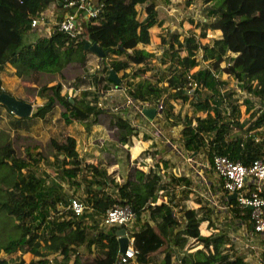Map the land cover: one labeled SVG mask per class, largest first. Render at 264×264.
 Here are the masks:
<instances>
[{"label":"trees","instance_id":"16d2710c","mask_svg":"<svg viewBox=\"0 0 264 264\" xmlns=\"http://www.w3.org/2000/svg\"><path fill=\"white\" fill-rule=\"evenodd\" d=\"M63 1L0 0V68L8 62L19 77L37 84L41 72L62 75L71 62L84 67L87 54L96 53L93 43L104 53L97 68H84L78 77L85 86L73 101L61 94L60 82L38 85L37 95L45 100L27 116L11 112L13 125L45 120L61 104L67 122L82 121L89 131L101 112L99 94L112 83L113 70L121 72L120 81L135 104L164 102L166 119L181 125V146L189 155L201 153L212 171L218 154L244 165L264 156V0H201L199 34L179 39V33H171L161 53L145 45L152 39L150 29L163 21L154 8L145 15L138 9L152 0H96L101 3L97 15L82 17L74 35L56 30L25 42L26 33L36 28L30 24L32 17ZM209 29L220 34L202 43ZM150 70L154 78L142 76ZM223 72L234 78L235 86L221 77ZM191 80L196 84L188 92ZM78 86L72 83L74 89ZM174 100L188 103L196 113L176 111ZM241 105L248 117H242ZM113 122L126 131L120 141L132 145L137 130L128 117L117 115ZM52 144L56 173L82 191L78 198L84 211L77 215L67 206L73 192L68 195L54 177L47 181L50 174L36 173L39 160H44L39 151L27 148L26 156H20L10 141L0 140V264H248L218 227L215 200L196 193L189 175L167 173L163 168L168 161L161 151H152L157 161L147 170L133 167L118 181L106 167L85 161L73 134L53 139ZM212 192L226 206L231 224L246 226L252 233L250 207L239 204L222 181ZM191 193L196 207L187 204ZM115 204H128L134 213V229L128 233L135 253L124 261L118 239L127 228L95 222V216L103 218ZM203 221L218 231L201 233ZM253 234L259 238L264 231ZM27 253L29 260L23 256Z\"/></svg>","mask_w":264,"mask_h":264},{"label":"rangeland","instance_id":"374dc122","mask_svg":"<svg viewBox=\"0 0 264 264\" xmlns=\"http://www.w3.org/2000/svg\"><path fill=\"white\" fill-rule=\"evenodd\" d=\"M139 6L138 9L141 15H145L147 9L154 8L158 18L163 21L162 28H151L154 34L151 45H148L149 50L152 49L161 53L163 46L166 44L165 41L171 33H179V39H182L184 35L199 34L198 22L202 18L200 11L202 7L201 0H152L140 8ZM52 7L62 8L52 3L46 7L47 13L52 12L54 9ZM64 10L62 8L61 13ZM45 33V28L40 25L26 33L25 42L32 41L38 36L45 35ZM219 34L220 31L209 29L207 36L201 38L200 41L202 43L207 42L211 37L218 36ZM182 53L183 51H181ZM99 56L101 55L98 53L89 52L84 67L78 62L68 63L62 69V75L59 73L41 72L37 84L29 82V78L27 77H19L15 73V68L7 62L0 68V94H8L26 101L32 100L33 111L36 105L41 104L45 100V98L37 95V86L60 82L62 84L61 94L73 101L74 96H78L85 86V84L80 83L81 79L78 77L82 76L84 68L87 71H93L97 68L100 61ZM205 64L203 63L202 65ZM150 73L151 70L146 71L142 76H150ZM120 75L121 72L118 73V77ZM150 77L154 78L153 76ZM221 77L229 82L231 86H235L234 78L227 73L223 72ZM111 82L113 83L114 81L111 80ZM72 83L78 84V88L74 89ZM112 83L107 88H102L99 94L98 101L101 104H98V108L101 109V112L95 116L96 121L89 131L87 126L84 128L82 121L73 120L67 122L63 115L65 108L61 104H57L55 111L47 116L45 120L33 119L22 122L20 126L13 125L14 118L10 110L0 105V140L7 139L10 141L20 156H26L27 148L32 151H39L44 160H39L40 162L35 169L36 173L40 176H44L46 173L50 174V178L47 181L54 177L68 195H71L73 192L76 197H81L83 195L82 191L79 188L75 189L64 176L57 175L56 173L57 166L54 164L53 139L62 140L64 134H73L77 139L78 150L85 161L87 163H99L101 166L106 167L107 171L112 173L118 181H122L132 171L133 167H141L147 170L149 165L157 161V157L151 151H159L161 147H165L169 153L162 154V156L168 161V166L163 169L167 173L189 175L195 184L196 193L199 191V193L208 199L215 200L214 202L217 203V209L219 210L216 222L218 227L221 228L220 230L224 229L229 234L236 250H240L243 253L242 255H246L250 264H261L262 252L264 251V236H261L262 238L251 237L248 239L246 236V233H248L246 226L235 227L231 224L230 218H228V215L224 211L225 209L216 199V196L213 195L212 190L207 188L206 181H208L211 175V168L205 166L206 163L203 157L191 156L181 146L178 137L181 125L171 124V121L166 119L165 114L162 112L154 120L155 125L148 122L136 107L132 104H125L127 85L125 86L121 81ZM244 97L255 100V97L249 96V94H245ZM173 103L176 111L180 110L187 115H194L196 113L188 103L181 104L176 100ZM116 105L122 106L117 110L114 108ZM256 105H259L257 101ZM241 109L244 111V105L241 106ZM198 113L202 114L203 112L200 111ZM117 115L128 117L131 124L138 131L136 135L132 136V147L128 143L120 141V137L126 134V131L117 127L116 123L113 122ZM242 117H248V113L243 112ZM156 128L161 130L159 136L154 134ZM170 141H173V143ZM149 151L151 154H149ZM188 157H191V160L188 161ZM193 197H195V194L191 193L190 198L187 200V204L190 206H196ZM1 217L3 219V212H1ZM2 219H0V227L3 225ZM95 219L97 225L101 226L103 224L101 216H95ZM5 225L9 226V224ZM131 228L132 226H128V229ZM5 229L7 228L5 227ZM123 229L125 232L126 228L123 227ZM200 229L203 234H208L210 231L206 226V222L201 224ZM253 236L256 237V234ZM23 256L26 260L32 258L29 253Z\"/></svg>","mask_w":264,"mask_h":264},{"label":"built area","instance_id":"2783aa9c","mask_svg":"<svg viewBox=\"0 0 264 264\" xmlns=\"http://www.w3.org/2000/svg\"><path fill=\"white\" fill-rule=\"evenodd\" d=\"M100 7L101 3H97L96 0H64L62 8L65 10L61 17L55 19L52 24L46 22V12L44 11L33 16L30 24L32 27L42 25L46 30L45 36H49L56 30L66 31L74 35L81 29L79 14L82 13V17L88 19L96 16ZM189 84L192 86L188 92L193 89L196 83L191 80ZM126 103L133 104L141 114H143V107L151 106L147 102L135 104L129 96L126 98ZM154 106L157 112L160 113L164 108V102L159 100ZM114 108L118 109L119 106L116 105ZM155 119V117L150 118V123L155 125ZM154 134L159 136L161 130L156 128ZM187 160H191V157H188ZM205 166L208 167V164H205ZM212 168L222 179L224 189L229 193H236L235 198L239 204L250 207L253 231H264V156L254 159L249 165H244L240 161H234L226 155L218 154L213 157ZM67 206L77 215H80L85 208V204L76 196L69 198ZM222 207L225 208L226 206L222 205ZM133 218L134 213L128 204H115L106 209L103 223L124 225L127 228L126 231H128V226H131ZM128 238V246L122 254V261L132 257L135 253L133 238L129 235Z\"/></svg>","mask_w":264,"mask_h":264},{"label":"water","instance_id":"95a60500","mask_svg":"<svg viewBox=\"0 0 264 264\" xmlns=\"http://www.w3.org/2000/svg\"><path fill=\"white\" fill-rule=\"evenodd\" d=\"M91 49L100 55L104 54L96 43H93L91 45ZM109 78L114 82L120 81V78L113 70L110 71ZM0 102H2L11 112L19 116H27L31 114L33 108L32 103L26 100H22L21 98H17L15 96H11L4 93L0 94ZM142 112L147 117L154 118V116L157 113V110L154 106H150V107H143ZM232 195L235 197L236 193H232ZM118 240H119V251L121 254H123L128 246L129 238L126 234H124L120 236Z\"/></svg>","mask_w":264,"mask_h":264},{"label":"crops","instance_id":"0c3cea01","mask_svg":"<svg viewBox=\"0 0 264 264\" xmlns=\"http://www.w3.org/2000/svg\"><path fill=\"white\" fill-rule=\"evenodd\" d=\"M141 6H139V8H140ZM54 7H52V9H53ZM61 9L62 8H54L53 10H52V12L51 13H47V9H44L43 11L44 12H46V14H47V17H46V22L48 23V24H52L53 23V21L56 19V18H59L60 16L59 15H62V13H61ZM54 12H56V13H54ZM59 12H60V14H59ZM162 26H163V24L161 25V26H156L155 28H162ZM153 29V28H152ZM152 29L150 30L151 31V34H152V39H153V31H152ZM152 39H151V42H150V44H148V45H151V43H152ZM148 45H145V47L148 49ZM139 46H143L142 44H140ZM152 50V49H151ZM18 98V97H17ZM125 104H127V103H125ZM129 105V104H128ZM133 105V104H132ZM122 106V105H121ZM120 106V107H121ZM134 106V105H133ZM242 106V105H241ZM119 107V108H120ZM135 107V106H134ZM118 108V109H119ZM244 108H245V106H244ZM117 109V110H118ZM241 111H242V113L244 112L242 109H241ZM141 114V113H140ZM161 114V112L160 113H156V115L154 116L155 118H158V115H160ZM148 122H150V118L149 117H147L146 115H144V114H141ZM138 132V131H137ZM133 136V135H132ZM132 145H133V140H132ZM132 145H129L130 147H132ZM159 151H161V154H168L169 152L167 151V148H165V147H161L160 149H159ZM152 152V151H151ZM149 154H151L150 153V151H149ZM149 154H147V156H149ZM147 156H145V157H147ZM191 156H193V155H191ZM196 156H199V157H203L204 158V156L201 154V153H198ZM163 157V156H162ZM205 159V158H204ZM150 166V165H149ZM160 167H162V163L160 162ZM220 181H222V179L216 174V172L215 171H211V175H210V177H209V179H208V181H206V185H207V188L209 189V190H216L217 191V185H219V183H220ZM198 192V194H200V195H203V194H201V193H199V191H197ZM213 193V192H212ZM213 195H215L216 197H217V193H213ZM196 206H198V203H196ZM196 206H194V207H196ZM203 222H206V226H207V221H203ZM202 222V223H203ZM201 223V224H202ZM244 225V224H243ZM131 226H132V228L131 229H129V231H131L132 229H134V221L132 222V224H131ZM201 226V225H200ZM235 227H237L236 225H235ZM239 227V226H238ZM207 228H208V226H207ZM208 229H210V231H209V233H211L212 231H216V230H218V229H213V228H208ZM201 230V229H200ZM249 232V231H248ZM208 233V234H209ZM229 235V234H228ZM254 234H253V232L251 233V231L249 232V233H246V236H247V238L248 239H250L251 237L253 238H257V234H256V237L255 236H253ZM237 253L238 254H240V255H242L243 253L242 252H240V250H237ZM246 253H248V251H246ZM244 256V258L246 259V261L248 262V264H250V262L248 261V259H247V257H246V255H243Z\"/></svg>","mask_w":264,"mask_h":264},{"label":"clouds","instance_id":"9594fccd","mask_svg":"<svg viewBox=\"0 0 264 264\" xmlns=\"http://www.w3.org/2000/svg\"><path fill=\"white\" fill-rule=\"evenodd\" d=\"M55 4V3H54ZM61 7H62V3H61ZM63 14V13H62ZM80 14H82V13H80ZM79 14V25H80V21H81V19H82V16ZM60 17H61V15H60ZM113 81V80H112ZM152 106V105H151ZM155 107V106H154ZM8 109V108H7ZM11 112V111H10ZM144 114V113H143ZM127 233H128V231H126V235H127ZM128 235H129V233H128ZM127 235V236H128ZM130 236V235H129ZM131 237V236H130Z\"/></svg>","mask_w":264,"mask_h":264}]
</instances>
